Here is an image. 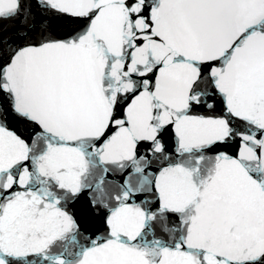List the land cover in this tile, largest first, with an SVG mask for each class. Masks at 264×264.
<instances>
[{"label": "snow or ice", "instance_id": "obj_1", "mask_svg": "<svg viewBox=\"0 0 264 264\" xmlns=\"http://www.w3.org/2000/svg\"><path fill=\"white\" fill-rule=\"evenodd\" d=\"M0 264H264V0H0Z\"/></svg>", "mask_w": 264, "mask_h": 264}]
</instances>
